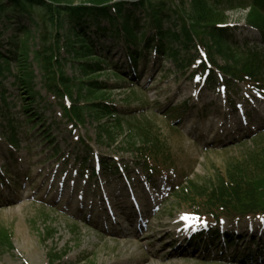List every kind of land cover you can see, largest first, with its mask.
Listing matches in <instances>:
<instances>
[{
    "label": "rangeland",
    "instance_id": "rangeland-1",
    "mask_svg": "<svg viewBox=\"0 0 264 264\" xmlns=\"http://www.w3.org/2000/svg\"><path fill=\"white\" fill-rule=\"evenodd\" d=\"M245 14L244 10L225 14L226 26L235 28L241 54L261 47L259 34L245 25ZM22 23L31 28L32 43L41 47L48 29H35L28 18ZM10 35L12 30L5 36ZM110 53L109 63L116 64L122 74L131 71L120 46ZM164 61L155 66L151 60L143 71L140 65V88L118 83L121 89L107 93L124 116L123 132H115L114 121L103 122L111 128L110 136L92 124L73 129L62 119L56 100L41 90L36 67L34 88L43 123L27 120L23 107L30 101L20 99L23 91L10 88L14 78L4 82L10 90L19 146L9 142L7 127L0 130V233L11 242V247H0V264H50V254L62 258L56 264L235 263L228 259L234 249L223 247L228 258L212 260L215 251L221 252L219 248L193 251L188 246L192 234L215 226L216 220L195 213L175 195L189 181L214 184L231 163L256 151L264 139V95L252 94L243 85L235 87L236 97L222 87L210 90L191 79V72L179 73L172 61ZM75 76L81 78L78 71ZM107 79L117 84L109 71L101 76L102 81ZM185 106L181 119L174 113L170 116L172 110L182 112ZM142 129L165 142L170 160L152 180L146 178L131 148L132 137L138 138ZM78 139L90 140L92 155L77 146ZM79 156L89 160L91 168L95 165L96 175L91 168L82 171L76 161ZM100 160L116 163L120 171L105 176ZM219 226L246 236L238 250L248 247L250 238L263 241L264 218L231 224L221 220ZM198 252L211 255L206 258Z\"/></svg>",
    "mask_w": 264,
    "mask_h": 264
},
{
    "label": "trees",
    "instance_id": "trees-1",
    "mask_svg": "<svg viewBox=\"0 0 264 264\" xmlns=\"http://www.w3.org/2000/svg\"><path fill=\"white\" fill-rule=\"evenodd\" d=\"M243 9H249L246 25L259 34L261 42V47L246 54L238 51L235 28L226 26L225 16ZM25 18L37 30L48 29L41 47L32 43L31 28L22 23ZM9 30L12 35L7 37ZM116 46L124 50L130 63L128 73L122 74L116 64L108 61ZM151 60L155 66L172 61L179 73L191 72V79H198L210 90L222 86L232 97L239 94L234 90L238 85L264 95V0H0V130L7 127L11 132L9 142L19 146L12 121L13 103L8 100L10 90L4 86L10 76L14 78L10 88L23 91L27 98L20 95V99L30 101L23 107L27 120L31 124L44 122L37 102L39 93L34 88L36 67L41 90L56 100L61 118L73 129L92 124L101 134L110 136L113 132L103 122L112 120L115 132H123L124 116L108 100L107 93L121 89L118 83L140 88L138 70L141 64L142 71L147 68ZM76 71L81 78L75 76ZM108 71L117 84L101 80ZM232 97L228 96V101L235 108ZM186 111L187 106L182 112L172 110L170 116L174 113L181 119ZM45 139L51 141L48 136ZM78 140L77 146L92 155L90 140ZM132 140L131 148L146 178L152 180L162 174L170 161L165 142L146 129ZM261 141L246 159L231 163L214 184L189 181L176 193L179 203L189 204L197 210L195 213L216 220L215 226L199 229L186 241L193 251L219 248L221 252L212 255L214 260L226 257L221 250L224 247L235 250L230 258L226 257L233 264H264V234L262 243L253 237L248 247L246 244L238 250L246 236L219 226L223 219L231 224L264 218V139ZM76 161L84 172L91 168L90 161L82 156ZM99 163L105 176L120 171L112 161ZM91 171L93 176L97 174L95 165ZM0 247H11L10 240L1 233ZM198 255L207 258L211 254ZM49 258L50 264L62 259L52 254Z\"/></svg>",
    "mask_w": 264,
    "mask_h": 264
},
{
    "label": "bare ground",
    "instance_id": "bare-ground-1",
    "mask_svg": "<svg viewBox=\"0 0 264 264\" xmlns=\"http://www.w3.org/2000/svg\"><path fill=\"white\" fill-rule=\"evenodd\" d=\"M118 233H119V230H118ZM123 233V232H122Z\"/></svg>",
    "mask_w": 264,
    "mask_h": 264
}]
</instances>
